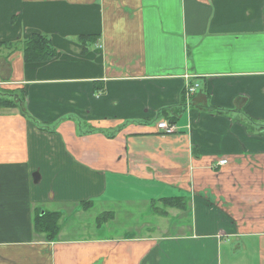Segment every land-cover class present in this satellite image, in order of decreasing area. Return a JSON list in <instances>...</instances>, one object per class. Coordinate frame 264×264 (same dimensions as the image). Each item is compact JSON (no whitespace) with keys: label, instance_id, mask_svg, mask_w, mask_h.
I'll use <instances>...</instances> for the list:
<instances>
[{"label":"crops","instance_id":"1","mask_svg":"<svg viewBox=\"0 0 264 264\" xmlns=\"http://www.w3.org/2000/svg\"><path fill=\"white\" fill-rule=\"evenodd\" d=\"M0 44V264H264V0H0Z\"/></svg>","mask_w":264,"mask_h":264},{"label":"trees","instance_id":"2","mask_svg":"<svg viewBox=\"0 0 264 264\" xmlns=\"http://www.w3.org/2000/svg\"><path fill=\"white\" fill-rule=\"evenodd\" d=\"M4 44H0L2 47ZM21 51L23 53V58L27 63H43L48 62L57 57V51L53 48L52 41L41 34H33L28 39H26L23 44ZM186 91L183 92V102L180 107H185L187 105L186 102ZM23 94L22 92H1L0 91V109H21V103H23ZM167 112V111H165ZM23 114V112H22ZM169 115V114H167ZM171 123H173L172 119L174 117L166 116ZM249 129L255 130L258 125L255 123H247L246 125ZM160 202L164 205V207L169 208H179L185 209L186 203L183 198H165L161 199ZM153 203V202H152ZM157 201L153 203V209L161 215H165L164 212L158 211L156 208ZM109 213L103 214L100 218L101 220H105L110 218ZM60 219L61 215L59 213H44L42 216L36 219L35 228L38 233L46 234L47 238L53 239L58 235L60 230Z\"/></svg>","mask_w":264,"mask_h":264},{"label":"built area","instance_id":"3","mask_svg":"<svg viewBox=\"0 0 264 264\" xmlns=\"http://www.w3.org/2000/svg\"><path fill=\"white\" fill-rule=\"evenodd\" d=\"M196 87L197 86L188 85L185 88V91H186L185 97H186V101H188V104L191 101L192 97L196 93ZM156 128L163 135H169V134H172L176 131L174 125H171L169 122H167V120L166 121L162 120V121L158 122L156 124ZM226 163H227L226 160H222L219 162L220 165H224Z\"/></svg>","mask_w":264,"mask_h":264},{"label":"rangeland","instance_id":"4","mask_svg":"<svg viewBox=\"0 0 264 264\" xmlns=\"http://www.w3.org/2000/svg\"><path fill=\"white\" fill-rule=\"evenodd\" d=\"M4 46V47H3ZM6 45H2V47H0L2 50H5V49H7V51H9L10 53H14L13 52V50H16V48H11L10 46L11 45H7L6 47H5ZM22 47V46H21ZM21 47H18V48H21ZM5 48V49H4ZM101 216V215H100ZM114 227H115V230H114V234H116V232H118V223L117 224H115L114 225ZM118 227V228H117ZM120 230H121V228H119Z\"/></svg>","mask_w":264,"mask_h":264}]
</instances>
